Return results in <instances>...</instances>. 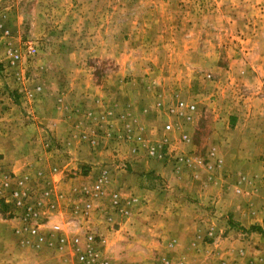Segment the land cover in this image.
<instances>
[{
	"label": "rangeland",
	"instance_id": "374dc122",
	"mask_svg": "<svg viewBox=\"0 0 264 264\" xmlns=\"http://www.w3.org/2000/svg\"><path fill=\"white\" fill-rule=\"evenodd\" d=\"M28 41L37 44V52L14 64L7 51H24ZM46 97L85 107L91 143L100 103L114 99L121 106L123 143L139 146L146 129L180 134L190 150L169 160L174 170L182 155L191 158L185 166L194 160L210 170L209 163L218 159L209 141L213 112H237L228 158L235 162L240 152L249 163L228 172L236 182L228 189L234 209L228 211V228L225 221L219 233L204 235L192 250L176 249L173 237L167 248H157L144 229L95 226L106 239L110 264H264V191L255 187L258 178L264 184V0H0V138L7 130L5 108L33 114V105ZM180 100L195 105L190 117L172 112ZM151 103L161 109L151 110ZM130 110H135L133 126ZM182 133L190 140H182ZM2 144L0 139V151ZM89 159L84 163L90 180L71 189L91 186L99 172L110 169L101 166L100 155ZM0 169L12 187L14 177L24 176L6 163ZM242 175L246 183L238 191ZM20 242L10 239L0 249V264H76L71 248L36 251Z\"/></svg>",
	"mask_w": 264,
	"mask_h": 264
},
{
	"label": "crops",
	"instance_id": "0c3cea01",
	"mask_svg": "<svg viewBox=\"0 0 264 264\" xmlns=\"http://www.w3.org/2000/svg\"><path fill=\"white\" fill-rule=\"evenodd\" d=\"M66 100L57 98L53 102L47 97L40 98L33 105L31 115L25 110L17 111L15 115L10 108H5L2 120H7V130L1 132L3 144L0 152L4 156L0 158V164L6 163L15 172L24 171L23 175L28 177L27 185L34 183L39 191L43 184L37 179L36 172L43 171L51 180L50 173L57 168L61 181L53 184L54 191L65 190L69 200V189L73 184L90 180V175L85 176V167L88 166L84 161L100 155L101 166L111 169L109 191H118L127 209L126 214L114 213L119 228L135 233L144 229L157 241L156 246L160 249L167 248L168 241L175 238L172 242L175 248L193 250L201 244L204 235L219 233L225 227V221L228 228V211L234 210L228 206V189L231 192L236 187L235 180L228 178V172L241 169L242 163H249V159L242 162L240 152L235 162L228 158V133L237 121V112L226 114L215 110L212 115L209 141L215 148V157L222 161L219 172L205 169L194 160L189 167L179 162L174 170L169 160H175L182 151L190 150V143L181 142L180 134L163 130L155 133L146 129L139 146L123 143L118 135L122 128L121 106L114 99L113 104L100 103L98 132L91 143L89 137L92 135L88 130L92 125L86 119L85 107H75ZM12 105L16 107L18 104L12 102ZM150 109L158 111L161 108L151 103ZM133 111L129 113L130 126L134 124ZM108 123L113 125L111 131ZM130 135L133 137L132 132ZM47 138L53 144L50 149L46 146ZM110 155L112 159L108 162H111L106 165L104 161ZM256 177L261 175L256 174ZM255 184L258 191H264L260 178ZM250 185L252 183L247 187L252 190ZM3 204L0 201V206ZM15 225L18 223L13 214L8 209H0V249H4L10 239H17L19 243ZM225 242L228 244V238Z\"/></svg>",
	"mask_w": 264,
	"mask_h": 264
},
{
	"label": "built area",
	"instance_id": "2783aa9c",
	"mask_svg": "<svg viewBox=\"0 0 264 264\" xmlns=\"http://www.w3.org/2000/svg\"><path fill=\"white\" fill-rule=\"evenodd\" d=\"M36 52L37 44L28 41L24 51L9 49L7 57L14 64H19L22 59L25 61ZM195 108L194 104L180 100L172 112L190 117ZM165 129L171 130L172 125L167 123ZM182 140L189 141L190 136L182 133ZM46 146L51 148L50 138L46 139ZM180 160L187 165L191 162V158L186 155H182ZM221 167L222 161L219 158L214 163H209L210 170L219 172ZM60 174L57 168H53L50 173L52 179L49 180V175L37 171V179L45 184L39 191L37 186L27 185L26 175L14 177L15 184L12 187V179L6 171L0 169V201L7 206L18 223L15 231L20 243L23 246L29 245L36 251L51 249L59 253L71 248L76 264H110L106 239L99 235L95 225L117 228L119 223L116 222L114 213L126 214L127 210L122 195L108 189L110 169L99 172L91 186L85 185L79 191L76 188L70 189L69 200L64 191L65 194L54 191L53 184L61 181ZM245 180L246 177L240 176L238 191H241Z\"/></svg>",
	"mask_w": 264,
	"mask_h": 264
},
{
	"label": "trees",
	"instance_id": "16d2710c",
	"mask_svg": "<svg viewBox=\"0 0 264 264\" xmlns=\"http://www.w3.org/2000/svg\"><path fill=\"white\" fill-rule=\"evenodd\" d=\"M255 230H258L257 228Z\"/></svg>",
	"mask_w": 264,
	"mask_h": 264
}]
</instances>
